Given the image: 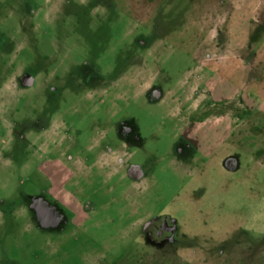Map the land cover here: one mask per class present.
I'll return each mask as SVG.
<instances>
[{
	"label": "rangeland",
	"instance_id": "1",
	"mask_svg": "<svg viewBox=\"0 0 264 264\" xmlns=\"http://www.w3.org/2000/svg\"><path fill=\"white\" fill-rule=\"evenodd\" d=\"M0 264H264V0H0Z\"/></svg>",
	"mask_w": 264,
	"mask_h": 264
},
{
	"label": "flooded vegetation",
	"instance_id": "2",
	"mask_svg": "<svg viewBox=\"0 0 264 264\" xmlns=\"http://www.w3.org/2000/svg\"><path fill=\"white\" fill-rule=\"evenodd\" d=\"M204 82V81H203ZM18 83L22 85L23 87L32 86L34 83V80L31 79L29 75H24L18 78ZM52 127V125H51ZM41 134H45L42 144L45 145L47 149H50L52 152H56L57 155L64 157L63 153L59 151L58 148V137L59 134H62V132L59 131V129H49V128H41L40 131ZM123 143V142H122ZM124 145V143L122 144ZM113 153L119 154V157L117 159V164L121 166L122 169H118L116 171L119 174H127L128 176L132 177L135 181H145L149 179V174L147 175L139 166L134 165H127L125 158H124V152L122 151V148L114 147V148H108L105 147L99 148V154L94 157V161L90 164L85 161H79V166L82 168H87L90 166L94 167H107L112 169V165L114 163L113 159ZM81 168V169H82ZM144 183V182H143ZM42 216L46 220H52V215L49 214L48 210L44 209L42 212ZM172 230L173 225L169 217L167 216H161L159 218H156L152 222H149L145 225L144 228V236L142 237V243L147 244V246L152 247L154 249H167V246L169 243H171L172 240Z\"/></svg>",
	"mask_w": 264,
	"mask_h": 264
}]
</instances>
